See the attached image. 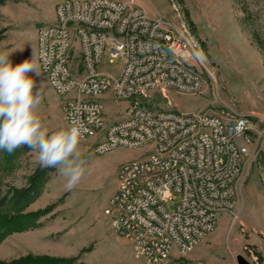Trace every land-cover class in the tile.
Returning <instances> with one entry per match:
<instances>
[{
    "label": "built area",
    "instance_id": "obj_1",
    "mask_svg": "<svg viewBox=\"0 0 264 264\" xmlns=\"http://www.w3.org/2000/svg\"><path fill=\"white\" fill-rule=\"evenodd\" d=\"M54 16L36 31V60L54 92L68 96L66 127L81 120L82 140L93 139L97 155L149 145L143 159L119 168L105 209L111 227L146 264L165 262L173 249L187 254L236 210L250 121L140 100L152 90L167 96L170 89L197 94L202 87L189 40L163 15L133 1L61 0ZM117 59L119 67L108 66ZM99 91H111L118 106L129 102L117 112L121 126H110Z\"/></svg>",
    "mask_w": 264,
    "mask_h": 264
},
{
    "label": "rangeland",
    "instance_id": "obj_2",
    "mask_svg": "<svg viewBox=\"0 0 264 264\" xmlns=\"http://www.w3.org/2000/svg\"><path fill=\"white\" fill-rule=\"evenodd\" d=\"M59 1L0 0V52H10L13 65L33 54L36 59V31L53 22ZM116 1H133L150 15L171 20L191 43L190 63L202 77L197 94L170 89L164 96L152 90L141 101L183 113L241 116L253 128L243 140L250 157L235 212L225 214L193 250L182 255L173 249L161 264H239V256L248 264H264V0ZM121 63L117 59L107 64L117 68ZM30 75L34 91L42 95L41 119L51 131L65 128L63 105L68 96H58L41 72ZM102 97L110 124L121 121L117 112L129 102L118 106L110 94ZM93 143L81 141L89 173L71 190L59 170L42 167L28 146L11 154L0 150V199L13 189L27 188L36 175L40 186L39 196L27 208L3 210L0 264L28 258L36 261L24 264H146L135 259L128 241L113 230L105 209L117 188L120 166L143 159L149 145L97 155Z\"/></svg>",
    "mask_w": 264,
    "mask_h": 264
},
{
    "label": "clouds",
    "instance_id": "obj_3",
    "mask_svg": "<svg viewBox=\"0 0 264 264\" xmlns=\"http://www.w3.org/2000/svg\"><path fill=\"white\" fill-rule=\"evenodd\" d=\"M10 55L0 52V150L11 154L28 146L42 167L59 170L65 187L71 190L89 173L81 150L87 129L81 120L73 119L67 127L51 131L39 114L42 95L34 91L36 83L30 75H40L34 54L15 65Z\"/></svg>",
    "mask_w": 264,
    "mask_h": 264
},
{
    "label": "trees",
    "instance_id": "obj_4",
    "mask_svg": "<svg viewBox=\"0 0 264 264\" xmlns=\"http://www.w3.org/2000/svg\"><path fill=\"white\" fill-rule=\"evenodd\" d=\"M40 194L39 175L33 177L31 184L27 188L13 189L10 193L0 199V226L3 222V210L12 208L14 210H23L33 203ZM36 259L28 258L13 264H24ZM60 261V260H57Z\"/></svg>",
    "mask_w": 264,
    "mask_h": 264
},
{
    "label": "bare ground",
    "instance_id": "obj_5",
    "mask_svg": "<svg viewBox=\"0 0 264 264\" xmlns=\"http://www.w3.org/2000/svg\"><path fill=\"white\" fill-rule=\"evenodd\" d=\"M180 35H183V37H186L182 32H180ZM188 35V34H187ZM189 37V36H188ZM187 38V37H186ZM189 48L190 50L192 51L193 48H192V45L191 43L189 42ZM105 94H110L111 95V91H99V97L105 95ZM103 98V97H102ZM110 126H121V121L117 122V123H112L110 124Z\"/></svg>",
    "mask_w": 264,
    "mask_h": 264
},
{
    "label": "water",
    "instance_id": "obj_6",
    "mask_svg": "<svg viewBox=\"0 0 264 264\" xmlns=\"http://www.w3.org/2000/svg\"><path fill=\"white\" fill-rule=\"evenodd\" d=\"M238 263L239 264H248V262H246L245 260H244V258L243 257H238Z\"/></svg>",
    "mask_w": 264,
    "mask_h": 264
},
{
    "label": "crops",
    "instance_id": "obj_7",
    "mask_svg": "<svg viewBox=\"0 0 264 264\" xmlns=\"http://www.w3.org/2000/svg\"><path fill=\"white\" fill-rule=\"evenodd\" d=\"M54 19H55V16H54ZM54 19H53V22H54ZM53 22H52V23H53ZM128 244H129V246H130V248H131V250H132V246H131L130 242H128Z\"/></svg>",
    "mask_w": 264,
    "mask_h": 264
}]
</instances>
